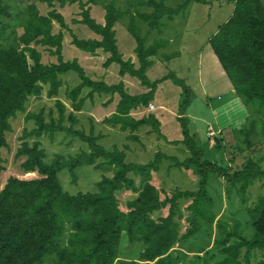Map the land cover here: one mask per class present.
I'll list each match as a JSON object with an SVG mask.
<instances>
[{
	"label": "trees",
	"instance_id": "16d2710c",
	"mask_svg": "<svg viewBox=\"0 0 264 264\" xmlns=\"http://www.w3.org/2000/svg\"><path fill=\"white\" fill-rule=\"evenodd\" d=\"M28 0L25 7L27 21L23 33L18 37L19 45L3 46L0 44V178L4 170L1 149L7 146L6 132L10 131V119L17 112L25 111V103L30 96H39L42 85L47 84V96L53 97L61 85L60 75L74 71L82 82L74 87L69 98L72 109L66 112L65 105L57 101V117L50 111L48 120L42 109L38 113L26 112L25 120L32 119V129L24 128L20 136V145L15 152L16 158H22L21 168L24 173L34 175L19 177L9 176L0 188V264H37L47 255L55 258L56 264H137V261L119 259L118 247L122 233L129 242L141 241L145 247L138 260L145 264H176L177 257L169 252L178 238L184 240L202 230L205 223H212V197L207 191L210 175L222 178L228 189H235L245 202L249 186L256 180H263L264 168L260 162L248 158L238 168L232 167L234 158L227 165L203 158L202 148L194 134L189 133V118L185 111L190 104L192 90L184 80L169 72L160 79L150 81L146 70L150 66V56L158 53L167 45L164 40H157L145 46V37L137 30L131 16L127 29L136 42L135 55L138 66L129 59L122 58L117 46L114 25L121 17L120 8L111 0L105 5L104 23H97L89 16L88 9L82 11L81 23L98 35L94 39H80L72 35V43L85 52L97 49L109 53L105 66L111 63L119 65V74H129L137 78L140 85L148 91L132 95L126 92L122 82L105 84L91 80L75 60L63 61V33H53V21L65 26L62 15L54 9L47 15H40L34 2ZM48 6L54 2L64 4L66 0H40ZM152 7L150 13H138L147 22L149 30H160L162 17L172 18L180 13L190 0H182L175 8L164 4V0H137ZM205 3L204 0H193ZM234 3L232 14L208 38V43L220 66L231 82L243 104L256 113L260 119L259 142L264 147V3L262 0H227ZM123 13H125L123 11ZM19 17L0 0V39L11 27L13 20ZM35 45H42L57 56V62L43 64L41 54ZM166 59L170 55H163ZM170 79L181 88L182 100L178 107V122L182 139L172 142L182 143L189 155L175 164L186 169L192 168L198 176L195 190L176 191L161 198L160 191L148 178L152 171H157L163 158H171L162 151L154 154L153 160L141 163L125 161V154L116 147L106 150L97 143L100 135H93V129L86 134L82 129H75L77 123L75 111L82 109L84 99H78L82 88H90L88 96L97 94H117L119 100L115 112L105 119L121 131L138 130L141 126H151V130L163 136L160 122L152 112L141 117H134L131 111L148 107L157 84ZM111 99L109 100V102ZM257 121V122H256ZM258 120L252 119L244 143L252 146L250 138L258 134ZM62 132L65 136L78 138L86 144L88 152L67 159L55 155L51 162H46V152L39 138L48 134ZM130 139L138 140L135 135ZM33 139V140H31ZM217 143L219 140H216ZM103 159L96 162L98 159ZM173 159V158H171ZM91 165L94 168H112V176H103L96 183L97 192H66L58 178L63 169H68L75 183V169ZM139 178V184H136ZM129 191L136 196L128 200L126 209L120 207L117 192ZM189 199L186 206L189 224L183 235H179L178 200ZM167 206V214L155 220L152 214ZM247 214L254 228L251 237H246L237 227L225 229L218 223L223 236L214 241L224 257L214 264H264V193L255 203L247 208ZM68 231L65 241V232ZM231 244H227L231 238ZM255 252L260 253L258 258Z\"/></svg>",
	"mask_w": 264,
	"mask_h": 264
},
{
	"label": "rangeland",
	"instance_id": "374dc122",
	"mask_svg": "<svg viewBox=\"0 0 264 264\" xmlns=\"http://www.w3.org/2000/svg\"><path fill=\"white\" fill-rule=\"evenodd\" d=\"M9 9L19 14V17L12 21L11 27L0 39V44L3 46L15 45L18 46V37L23 33L25 23L27 21V14L25 7L28 0H1ZM31 1V0H30ZM111 0H66L62 5L54 2L53 6H48L45 2L35 0L38 13L40 15H47L52 9L62 15L65 26L61 27L56 21H53L52 31L57 33L62 31V58L63 61L75 60L82 68L84 74L91 80L101 81L105 84L111 85L121 81L118 76V64H113L106 68L105 61L109 57V53L97 49L95 52L85 53V51L77 48L72 43V35H76L80 39H94L98 38L86 25L81 23L83 18L82 11L88 9L89 16L97 23H104L105 5ZM116 7L120 8L122 15L114 25L116 41L118 43L119 52L122 51L126 55H133L136 67L138 61L135 55L136 42L134 37L127 29V25L131 16L134 18L137 30L145 37V46L153 44L157 40L168 38L171 40L169 46L161 47L155 56H150L154 60V68L149 73L148 78H161L169 72H173L177 77L184 80L192 90L190 104L186 109V113L194 116L192 126L194 130L189 128V133H195V138L199 141L202 148L204 159L212 162H217L222 165H227L230 159L234 158L232 167L238 168L240 164L248 158L257 161L264 155V147L259 145L262 140V135L259 134L260 118L256 116L251 109L248 108L250 115L246 118L244 116L240 120L239 126H232L229 130L219 134L221 143L216 146V139L214 138V131L209 132L210 128L217 130V124L225 123L224 110H211L210 105L217 106L219 102L216 100L217 93L214 95L208 91V95L203 93V85L206 86L209 81L216 78L215 71H222V68L213 54L208 43V38L216 30L217 26L223 23L232 14L234 3L227 0H204L205 3L190 0L186 7L172 18L167 16L162 17V26L160 30H149V25L144 22L138 13H150L152 7L139 3L137 0H114ZM158 1V0H157ZM264 3V0H262ZM182 3V0H164V4L169 7H176ZM123 11L125 13H123ZM35 48L41 54V62L43 64H51L57 62V56L49 52L42 45H35ZM167 53L170 55L166 59L161 54ZM170 53V54H169ZM212 57L213 64L208 59ZM124 59V57L122 56ZM105 71V74L103 73ZM61 85L56 96L48 97V85H42V92L39 96H30L25 103V111L17 112L14 117L10 119L11 129L6 132L7 146L1 149V156L3 159L4 170L0 178V188L9 176H31L34 174L24 173L21 168L22 158H16L15 152L20 145V136L22 130L32 129L34 121L32 119L25 120L26 112L38 113L41 109L46 120H48V113L51 111L54 117H57L56 102L61 101L69 112L71 107V100L69 98L70 91L82 82V79L74 71H69L60 75ZM133 78V77H132ZM227 79V78H225ZM137 81V78H134ZM138 83V82H137ZM228 83H231L228 81ZM158 89H155L154 99L155 108L157 107L156 118L162 120L164 124L165 135L159 136L156 132L151 130V126H141L138 130L130 132L129 129L121 131L119 126L109 124L105 121L111 117L109 108H111V101L113 95L111 94H97L92 97L88 96L90 88L84 87L81 90L78 99H84L81 111H75L77 123L75 129H82L86 134L93 129V135H100L97 143L102 145L106 150L112 151L114 147L123 151L125 154V161L129 163H147L153 160L156 152L162 151L171 158H163L159 164L157 171H152L148 181L160 191L161 198L170 196L176 191L195 190L197 188L198 176L191 171L192 168L186 169L177 166L176 162H182L189 153L180 142H172L177 137L182 139L181 128L178 121L175 119L173 113L178 112L179 104L182 100L181 88L177 86L172 80L167 79L159 83ZM149 89V88H148ZM158 90V91H157ZM136 89L132 87L129 93H134ZM218 92V91H216ZM99 95V96H98ZM117 98V95H116ZM223 101L228 96L222 97ZM111 101L109 102V100ZM208 101H211L209 103ZM85 104V105H84ZM162 104L164 109H158ZM114 107V106H113ZM216 108V107H215ZM151 111V110H150ZM215 112V113H214ZM144 112H139L138 116L143 115ZM170 118L175 125L170 126V129L175 128L174 131H167L168 125L165 122V117ZM136 117V118H137ZM252 119L258 120L255 133L250 138L253 143L252 146L244 143L246 130L249 128ZM257 122V121H256ZM167 126V127H166ZM191 127V126H190ZM240 127V128H239ZM162 129V128H161ZM242 129L243 133L239 130ZM150 130L149 132H147ZM162 130V132H163ZM192 131V133H191ZM130 135H135L138 140L130 139ZM244 135V136H243ZM33 140V139H31ZM42 147L46 152V162H51L55 155H60L67 159L69 157H76L80 153L88 152L86 144L78 138L65 136L64 133L58 132L52 137L44 134L39 138ZM174 145V146H173ZM103 159L99 158L96 162ZM260 166L264 168V160L260 162ZM63 189L70 193L77 192H97L96 185L103 176H112V168H94L91 165L80 166L75 169L74 183L72 176L68 169H63L58 174ZM136 184H139V178H136ZM263 180H256L248 187L245 202L241 201L240 196L235 189H228L225 181L222 178L210 175L207 184V191L212 197V207L209 211L213 213L214 219L210 224H203L200 232L174 244L169 251L173 257H177L176 264H214L221 260L224 255L219 252L215 246L214 241L223 236L220 232L218 223L225 229L229 230L237 227L239 231L246 237H251L254 233L253 225L247 214V208L252 206L257 198L264 193L262 187ZM117 198L120 202V207L125 210V204L128 200L134 198L136 195L129 191L117 192ZM190 202L189 199L178 200V214L175 220L179 224V235H183L186 227L189 224L185 221L188 215L186 206ZM167 206L161 210L155 211L152 217L158 220L167 214ZM68 231L65 232V241ZM235 237L231 238L227 244H231ZM145 245L141 241L129 242L126 234L122 233L119 242L118 255L119 259L136 260L137 264H145L146 262L138 260L139 254L144 249ZM257 257H260L259 252H255ZM37 264H56L55 258L52 255H47L41 263ZM116 264V263H115Z\"/></svg>",
	"mask_w": 264,
	"mask_h": 264
},
{
	"label": "crops",
	"instance_id": "0c3cea01",
	"mask_svg": "<svg viewBox=\"0 0 264 264\" xmlns=\"http://www.w3.org/2000/svg\"><path fill=\"white\" fill-rule=\"evenodd\" d=\"M162 40H164V41L167 42L166 47H168L169 46V43L171 42V40L168 39V38H163ZM117 46H118V43H117ZM100 51H102V50H100ZM85 53H90V52H85ZM120 54L124 57L125 60L129 59L132 63L136 64L133 55H126L122 51H120ZM161 55L163 56V55H165V53H163ZM208 59L210 60V62L212 64H213V62H215V61H213L212 57H210V56H208ZM149 60L151 61V64H150V66L146 70L147 77L149 76V73L151 72V70L154 68V65H153L154 60L152 58H150ZM113 64H116V63H111L108 66H106V68H108L110 66H113ZM117 68H118L117 70H119V66ZM103 73L105 74V71ZM215 73H216V78L217 79H212L211 81H209L207 83L206 86L203 85V89L202 90H203V93L206 94V95H208V91H211L213 93V95H214V92L218 94V95H216L217 96L216 97V100H218L219 102L217 103V106H215L216 108L215 107L212 108L211 105L209 106L212 111L213 110L215 111V110H218V109L225 111L224 112V119H223V121L225 123H223V125L222 124H217L218 125L217 126V130H213L212 128H210V130H209V132L211 130L214 131V133H213V134H215L214 138L217 137L216 140H219L218 143H217V141H215L216 146H218L222 142L221 139H219V137H218L219 134H223V132H225L226 130H229L230 127H232L234 125L235 126H239L241 118L243 116H244V118L248 117L250 115V112L248 111V108L243 104V102L241 101L240 97L236 94V91L234 90L232 84L231 83H228L229 79H228L227 75L225 74V72L223 71V69H222V71H215ZM117 74L121 78V81L119 80L118 82H122L123 83L124 88H125V90H126L127 93H129V90H131L132 87H134V89H136V91L134 93H129V94H132V95H137L139 93L148 91V89L146 87L140 85V83H139L138 80L137 81L134 80L135 77L130 76L129 74L120 75L119 72ZM225 78H227V79H225ZM156 79H160V78H156ZM156 79L151 78L149 80L150 81H154ZM161 82H163V81H161ZM161 82H159V83H161ZM158 88H159V86H156L155 89H158ZM216 91H218V92H216ZM100 95H102V94H100ZM116 95L117 94H115L112 97H110V98H112V101L110 102L112 107L109 108V112H110L111 115L115 112L116 104H117V102L119 100V96L117 95V98H116ZM224 96H228V98L223 101L222 100L223 99L222 97H224ZM155 100L156 99H154V96H153V98H152V100L150 102V104H153L154 107H155V104H154L155 103ZM208 102L211 103V101H208ZM148 107L137 108V109L131 111V115H133L134 117H137L139 112H144L143 115L146 114V113L152 112V113L155 114V117H156V112L155 111L157 110V107L155 108V110H151V111L148 109ZM158 109H164V106L162 104H160L158 106ZM173 115L175 116V119L176 120L178 119V116H180V114L178 112L173 113ZM141 116H139V117H141ZM185 116H187L189 118V124L188 125L191 126V127L189 126L190 130H191V128L194 130V127L192 126V120H193L194 116L192 114H190V113H186V111H185ZM158 121L160 122V129L162 128L161 129V133L162 134L165 133L167 135V133L164 132V130H163L164 124L162 123V120L158 119ZM165 122H167L166 125H168V129H169L167 131H174L175 130V128H174V130L173 129H170L171 124L176 127L175 122L172 123L171 119L170 118H167V117H165ZM162 130H163V132H162ZM149 131L150 130H148L147 132H149ZM212 131H211V133H212ZM191 133H192V131H191ZM195 133L196 132L194 131L193 134L195 135ZM166 135H165V137L164 136L163 137L165 139H167V140L170 139ZM179 139H180V137H177L176 139H171V140H179Z\"/></svg>",
	"mask_w": 264,
	"mask_h": 264
},
{
	"label": "built area",
	"instance_id": "2783aa9c",
	"mask_svg": "<svg viewBox=\"0 0 264 264\" xmlns=\"http://www.w3.org/2000/svg\"><path fill=\"white\" fill-rule=\"evenodd\" d=\"M153 108H154V105H153V104H149L148 109H149V110H153Z\"/></svg>",
	"mask_w": 264,
	"mask_h": 264
}]
</instances>
